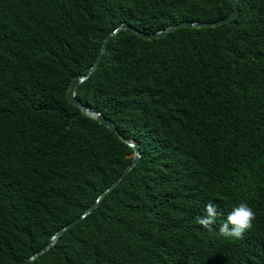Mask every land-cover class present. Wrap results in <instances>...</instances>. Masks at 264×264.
<instances>
[{
  "label": "trees",
  "instance_id": "1",
  "mask_svg": "<svg viewBox=\"0 0 264 264\" xmlns=\"http://www.w3.org/2000/svg\"><path fill=\"white\" fill-rule=\"evenodd\" d=\"M214 28L117 33L76 90L139 162L28 264H264V0ZM227 0H0V264H20L91 206L133 149L66 99L104 38L214 22ZM216 204L212 231L195 222ZM256 213L242 239L219 226Z\"/></svg>",
  "mask_w": 264,
  "mask_h": 264
},
{
  "label": "water",
  "instance_id": "2",
  "mask_svg": "<svg viewBox=\"0 0 264 264\" xmlns=\"http://www.w3.org/2000/svg\"><path fill=\"white\" fill-rule=\"evenodd\" d=\"M228 2H230L231 4V12L230 14L225 17L222 18L220 20L214 21V22H193V21H185V22H181L175 25H172L170 27H167L161 31H157L154 32L152 34H146L144 32H141L139 30H137L136 28H133L129 25H124V26H119L117 28H115L109 35H107L104 40L103 43L100 47L99 53L97 58L95 59V61L93 62V64L90 66V68L88 69V71L76 78L73 79L70 82L68 91L66 92V99L68 101V103L74 107H76L77 109H79V111L86 115L87 117L94 119L95 121H97L99 124L103 125L104 127H106L107 129L113 131L118 138L124 143L126 144L128 147L133 149V159L131 161V163L122 171V173L117 177V179L106 189L104 190L96 199V201L89 206V208L83 212L81 215H79L78 217H76L74 220H72L71 222H69L68 224H66L65 226H63L62 228H60L58 231H56L51 238L49 239V241L38 251H36L34 254H32L30 257L26 258L22 263L20 264H28L33 262L35 259H37L39 256H41L42 254H44L47 250H49L55 243V241L57 240V238L63 234L64 232H66L68 229H70L71 227H73L76 223H78L79 221H81L82 219L86 218L87 216H89L92 211L96 208L99 200L106 195L107 193H109L115 186H117V184L123 179V177L130 172V170L139 162L140 160V151L137 147V144L131 140L126 139L124 136H122L117 128L114 125V122L105 117L104 115H102L100 112L86 106L85 104H83L80 100L77 99L76 97V90L79 87V85H81L82 83H84L92 74L93 72L97 69L99 63L102 60V57L104 55V53L106 52L107 46L109 41L111 40L112 37H114L117 33L121 32V31H130L133 34H135L137 37L145 40V41H153V40H157V39H161L164 38L165 36H167L169 33H172L174 31H176L177 29H181V28H191V29H205V28H214L220 25H224V24H229L231 21H233L235 18H237L238 14H239V0H227Z\"/></svg>",
  "mask_w": 264,
  "mask_h": 264
},
{
  "label": "clouds",
  "instance_id": "3",
  "mask_svg": "<svg viewBox=\"0 0 264 264\" xmlns=\"http://www.w3.org/2000/svg\"><path fill=\"white\" fill-rule=\"evenodd\" d=\"M220 215L217 205L209 201L205 205L204 213L195 217V222L212 231ZM255 218V211L247 203L233 205L225 221L219 226V234L227 238L242 239L244 233L252 228Z\"/></svg>",
  "mask_w": 264,
  "mask_h": 264
}]
</instances>
